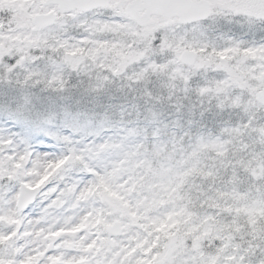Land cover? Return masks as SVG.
Here are the masks:
<instances>
[{
  "label": "snow or ice",
  "instance_id": "obj_1",
  "mask_svg": "<svg viewBox=\"0 0 264 264\" xmlns=\"http://www.w3.org/2000/svg\"><path fill=\"white\" fill-rule=\"evenodd\" d=\"M0 264H264V0H0Z\"/></svg>",
  "mask_w": 264,
  "mask_h": 264
}]
</instances>
